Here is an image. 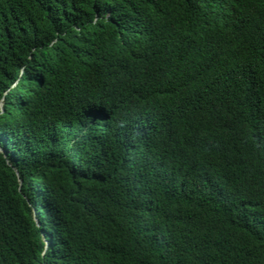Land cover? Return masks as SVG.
Here are the masks:
<instances>
[{"label":"trees","instance_id":"1","mask_svg":"<svg viewBox=\"0 0 264 264\" xmlns=\"http://www.w3.org/2000/svg\"><path fill=\"white\" fill-rule=\"evenodd\" d=\"M0 264H264V0H0Z\"/></svg>","mask_w":264,"mask_h":264}]
</instances>
